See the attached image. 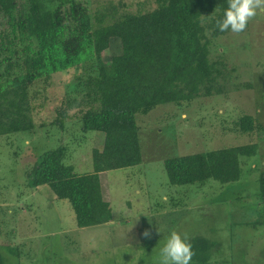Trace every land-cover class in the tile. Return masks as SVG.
Masks as SVG:
<instances>
[{
    "label": "trees",
    "instance_id": "1",
    "mask_svg": "<svg viewBox=\"0 0 264 264\" xmlns=\"http://www.w3.org/2000/svg\"><path fill=\"white\" fill-rule=\"evenodd\" d=\"M227 7V0H121L93 13L84 0H0V137L46 128L35 121L41 93L36 87L47 92L54 75L86 72L55 107L50 123L66 134L67 123L76 119L79 137L69 136L41 155L26 171L28 186H49L56 199L68 201L79 228L111 222L100 175L142 163L137 116L225 94L229 75L223 61L213 60L211 48L231 31L216 25ZM115 39L121 54L106 62L103 54ZM236 127L249 136L259 129L250 115ZM91 132L103 134L104 143L93 150L92 172L80 173L70 163L72 148ZM258 152L257 144L234 146L167 158L164 168L173 186L230 184L242 178L241 158ZM258 182L264 200V172ZM191 245V264H211L209 241L195 239ZM0 264H6L1 251Z\"/></svg>",
    "mask_w": 264,
    "mask_h": 264
},
{
    "label": "rangeland",
    "instance_id": "2",
    "mask_svg": "<svg viewBox=\"0 0 264 264\" xmlns=\"http://www.w3.org/2000/svg\"><path fill=\"white\" fill-rule=\"evenodd\" d=\"M84 1L95 13L121 0ZM112 42L103 54L106 62L121 54L117 40ZM213 43L212 58L223 61L229 75L225 94L203 96L183 108L161 105L137 116L143 161L100 175L103 197L112 209V221L104 225L79 228L68 201L56 199L49 186L30 188L26 177L41 155L69 136L79 137L76 119L67 123L66 134L50 123L55 107L75 91L85 69L54 75L47 92L36 87L41 93L35 121L46 128L0 137V251L6 264H160V249L172 231L190 243L209 241L211 264H264V200L258 182L264 172V11H258L246 31H230ZM73 113L77 116V110ZM245 115L253 116L259 128L251 136L236 127ZM87 136L72 148L70 158L80 173L92 172L93 150L104 143L103 134ZM248 144H257L259 152L241 158L238 182L169 183L167 158ZM146 229L151 239L143 237Z\"/></svg>",
    "mask_w": 264,
    "mask_h": 264
},
{
    "label": "clouds",
    "instance_id": "3",
    "mask_svg": "<svg viewBox=\"0 0 264 264\" xmlns=\"http://www.w3.org/2000/svg\"><path fill=\"white\" fill-rule=\"evenodd\" d=\"M227 4L224 18L216 21L221 32L231 30L232 33H242L258 11H264V0H227ZM142 235L145 239H151L152 233L146 229ZM194 255L187 236L182 237L178 232L172 231L160 249V264H191Z\"/></svg>",
    "mask_w": 264,
    "mask_h": 264
},
{
    "label": "crops",
    "instance_id": "4",
    "mask_svg": "<svg viewBox=\"0 0 264 264\" xmlns=\"http://www.w3.org/2000/svg\"><path fill=\"white\" fill-rule=\"evenodd\" d=\"M106 199V198H105ZM106 201V200H105Z\"/></svg>",
    "mask_w": 264,
    "mask_h": 264
}]
</instances>
